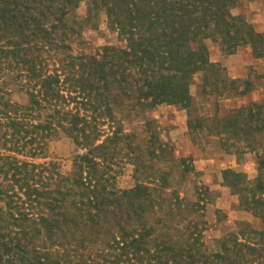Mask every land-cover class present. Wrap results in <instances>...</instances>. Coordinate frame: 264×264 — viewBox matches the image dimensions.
<instances>
[{"label":"trees","instance_id":"1","mask_svg":"<svg viewBox=\"0 0 264 264\" xmlns=\"http://www.w3.org/2000/svg\"><path fill=\"white\" fill-rule=\"evenodd\" d=\"M82 1L0 0V78L13 71L28 94V102L16 101L0 84V264H264V99L223 107L220 98L246 96L252 82L231 77L208 43L227 54L248 45L260 58L264 32L234 13L241 0H94L122 44L73 54L71 42L86 25L76 12ZM198 71L201 93L215 95L211 114H202L191 91ZM164 103L189 110L192 132L220 136L228 151L256 152L254 180L233 169L224 178L261 228L242 221L210 250L198 219H175L193 204L184 208L178 189L169 191L171 177L118 185L125 148L140 166L139 134L126 131V120L142 118L144 140L153 143L155 121L146 114ZM61 132L77 148L69 173L57 161H38ZM168 146L162 142L161 151ZM158 198L176 200L170 224L147 218Z\"/></svg>","mask_w":264,"mask_h":264},{"label":"rangeland","instance_id":"2","mask_svg":"<svg viewBox=\"0 0 264 264\" xmlns=\"http://www.w3.org/2000/svg\"><path fill=\"white\" fill-rule=\"evenodd\" d=\"M93 1L83 0L77 8L78 18L86 20V25L82 29V37L74 38L75 40L71 42L70 52L73 54H95L104 45L122 44L118 31L109 27L105 10L94 8ZM234 13L245 14L259 31L264 32V0H241L238 7L234 9ZM208 43L211 59L221 62L231 77L250 79L252 82V90L248 95L232 99L222 97L219 100L222 106L232 107L249 100L264 99V57H255L252 48L248 45L241 46L235 53L227 54L218 42L209 40ZM64 55L60 54L59 57ZM232 56L236 58L233 60V67H229L224 60H220ZM53 63H56L58 67L60 60ZM50 67L52 69L54 64ZM14 74L13 71H4L0 84L9 87L12 99L26 103L28 94L20 90ZM203 78V71L195 73L191 91L197 101L203 105L202 114L207 115L214 110L215 95L208 96L201 93ZM146 117L155 121L148 128H154V133L158 136L155 140L153 138V143H149L152 144L153 149L156 148V154L149 152L151 151L150 145L144 140V136L149 133L142 131L145 128L142 118H136L131 122L126 120V131L136 128L139 134L135 139V145H140L137 147V150H140V166L131 160L136 157L135 153H130L129 149L125 148L121 156L123 160L117 168L121 170L117 179L121 188L133 187L136 184L135 176L143 178L147 174L154 176L166 174L171 177L169 191L178 189L184 208L193 204L186 210L187 212L183 213V216L179 215L175 219L182 220L186 224L190 218L198 219L203 226V240L210 250L214 249L218 238L230 231L238 230L242 221L250 222L258 228L262 227L261 219L251 210L241 206L240 194L236 193L224 178L225 170L233 169L245 174L248 180H254L259 172L256 152L228 151L220 136L208 134L206 131L192 132L188 121L189 110L174 104L156 105L147 112ZM108 126V124L105 125V127ZM162 142L168 143L172 149L169 152L161 151ZM76 149L72 138L61 132L50 139L49 156L38 159V161H57L60 170L63 173H69L73 167ZM173 152L177 159L174 158ZM185 168V174L181 176V170ZM175 201V199L167 201L158 198L157 211L149 212L147 218H151L152 221L163 218L170 224L173 220L168 212L169 205ZM109 217L114 216L109 214ZM127 222L125 223L131 226ZM129 222L135 223L136 221L130 220ZM179 228H182V224ZM177 235H182L181 230Z\"/></svg>","mask_w":264,"mask_h":264},{"label":"crops","instance_id":"3","mask_svg":"<svg viewBox=\"0 0 264 264\" xmlns=\"http://www.w3.org/2000/svg\"><path fill=\"white\" fill-rule=\"evenodd\" d=\"M233 57V58H232ZM230 58H223L220 60H224V62H226L227 65L232 66L233 67V60H235L236 58L234 56H232Z\"/></svg>","mask_w":264,"mask_h":264}]
</instances>
